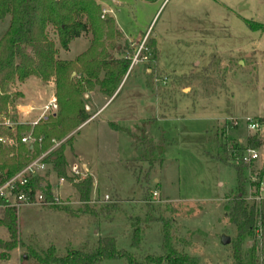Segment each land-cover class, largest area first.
<instances>
[{
	"label": "rangeland",
	"instance_id": "1",
	"mask_svg": "<svg viewBox=\"0 0 264 264\" xmlns=\"http://www.w3.org/2000/svg\"><path fill=\"white\" fill-rule=\"evenodd\" d=\"M97 1L111 10L105 14L113 16L126 38L138 43L148 30L139 61L132 65L137 47L131 46L123 83L102 114L104 117L118 110V124L135 128L122 129L120 136L108 123H101L99 117L54 142L53 148L62 145L65 176L53 170L48 160L38 175L50 189H55V193L51 192L56 204H34L15 210L17 239L39 249L53 245L56 254H61L68 248L92 245L99 237L113 236L117 247L141 257L158 254L161 223L157 220H142L138 248L131 246V223L135 217L143 219L148 210L143 199L145 190L154 206L152 216L169 221L179 249L198 257L200 264H233L230 241L235 237V227L229 222L224 204L236 185V171L232 165L210 158L206 151L216 152V136L222 130L227 137L244 142L247 135L254 133L248 131L247 122L264 119V0ZM7 25L8 18L0 20V37ZM51 31L49 27L60 59H73L86 50L91 39L89 33L82 34L64 51ZM125 37L121 44H129ZM149 37L156 42L158 67L163 71H153V63L143 58ZM110 52L117 58L127 54L118 49ZM209 64L210 69L204 70ZM188 72H199L210 79L209 90L213 93L203 96L199 79L179 85L170 82L171 74ZM159 73L163 80L156 86ZM144 77L152 83L163 116L158 115L155 106H145V98L138 94ZM51 93L55 95L53 80L36 75L6 82L4 88L0 85V95L8 96L5 109L0 111V134L19 139L29 132L22 131L18 137L16 131L23 122L35 120L36 112ZM105 98L96 87L78 99L90 117ZM22 105L31 106L25 115L18 114L17 107ZM149 118L152 120H146ZM141 120L145 121L137 125ZM230 120L237 123L234 131L228 124ZM260 123L261 129L255 132L262 141L256 148L258 157L245 170L249 203L264 198V121ZM76 138L74 147L84 158L95 161V178L81 169L79 174L71 170L72 164L79 163L73 149ZM144 139L155 144L162 139V150H141L139 145ZM18 144L4 147L16 150ZM130 161L142 168L151 166L147 190L138 186L126 168ZM257 173L262 182L255 196V188L249 183ZM86 178L91 180L90 200L82 203L75 184ZM113 201L120 209L107 220L98 212L102 205ZM94 211L97 215H93ZM224 236L229 243H222ZM0 239H9L3 226ZM253 239L259 259L263 258L264 221L253 238L244 240L243 250L250 248ZM26 253L25 246H18L5 259L0 258V264H30L32 260ZM98 264H122V260H103Z\"/></svg>",
	"mask_w": 264,
	"mask_h": 264
},
{
	"label": "trees",
	"instance_id": "2",
	"mask_svg": "<svg viewBox=\"0 0 264 264\" xmlns=\"http://www.w3.org/2000/svg\"><path fill=\"white\" fill-rule=\"evenodd\" d=\"M101 14L102 6L97 0H0V20L8 18V25L0 37V85L4 88L6 82H12L14 79L23 81L30 75H36L44 80L52 79L58 106L56 112L39 119L37 123L33 125L22 123L17 127L18 137L22 131L31 133L35 138L32 144L19 143L16 150L0 146V170L2 171L0 182L13 176L33 158L53 147L54 142L59 141L89 117L85 106L78 99H81L85 92L97 87L99 93L109 98L119 86L130 64L132 47L128 43H120L124 35L113 16L104 14L102 17ZM49 27L64 51L69 49L73 39L82 34L91 35L89 45L73 59H60L57 56L58 50L54 41L49 35ZM112 49H118L127 54L125 57L117 58L110 52ZM146 54L149 63L154 65L153 71L161 70L158 67L159 51L154 38L149 37ZM213 57L212 55L211 59ZM211 66L209 64L204 70H209ZM73 72L74 76H72ZM159 75V80L155 82L156 86H159L163 80L162 74L159 73ZM170 78L173 85L186 84L199 79L203 96L208 97L213 93L212 89L209 90L210 79L203 77L199 72L171 74ZM145 84L152 88L151 81L146 77ZM7 100V95H0V111L5 109ZM151 120L152 118L149 119ZM263 121L264 119H260V122ZM228 124L230 128H235L232 122ZM109 125L114 128L113 123ZM6 129L9 127L7 126ZM162 141L161 139L155 144L151 139H144L140 142L139 148L147 149L149 152L156 148L162 150ZM261 144L262 141L257 133L247 135L242 142L240 139L227 137L222 130L216 136V152L206 151L210 158L225 165L230 164L236 171V185L224 204L229 222L235 227V237L230 241L233 264H264V257L260 259L258 257L255 239L248 250H243L244 240L253 238L258 225L264 221V198H259L252 203L246 200L245 170L250 166V162L244 161L243 152L246 147L257 148ZM61 146L54 147L45 160L51 162L53 170L64 177L66 161ZM135 147L138 148L136 145ZM126 168L138 186L142 190H147L151 179V166L142 168L130 161ZM261 182V175L257 173L255 180L249 183L255 188V196L258 194ZM75 186L80 193V201L87 203L90 200V178L77 182ZM17 189L28 192L31 198L36 192H41L45 202L56 204L49 185L46 182L43 183L42 176L38 174L28 177L26 185ZM144 191L143 199L146 201L148 210L143 219L135 217L131 223V246L138 248L142 231L139 226L141 221L157 220L161 223V245L158 254H147L141 257L134 252L117 247L113 236L99 237L92 245L68 248L61 254H56L53 245L45 249L25 245L17 239L15 209L8 205L5 198L0 197L2 206L0 226L6 229L9 237L8 240L0 239V258L5 259L12 249L25 246L27 258L32 260L30 264H98L103 260L115 259L122 260V264H200L198 257L178 248L171 235L169 221L152 216L154 206ZM119 209L116 201L107 202L101 206L98 213L110 220ZM92 213L97 215L95 211Z\"/></svg>",
	"mask_w": 264,
	"mask_h": 264
},
{
	"label": "built area",
	"instance_id": "3",
	"mask_svg": "<svg viewBox=\"0 0 264 264\" xmlns=\"http://www.w3.org/2000/svg\"><path fill=\"white\" fill-rule=\"evenodd\" d=\"M108 11L105 8H102V14L101 16ZM145 41L143 40L140 45L137 48V51L135 52V55L132 58L131 65L139 61V54L141 51V48L143 47V43ZM146 59V57H143ZM57 101L55 97H52L50 101L43 106V111L48 112L49 114L52 112H55L57 110ZM43 118V116H40L38 119L30 122L31 125L38 122L39 119ZM249 120V119H248ZM229 122H232V124L236 125V121L230 120ZM247 129L248 131H253L254 133L261 129V123L257 120L250 119L247 122ZM35 141V138L31 135L30 132H27L19 137V139H14L12 137H8L5 135L0 134V146H13L17 145L18 143H22L25 145H30ZM38 141H40V138H38ZM53 149L51 147L47 151L41 153L37 157L33 158L31 161H29L21 170H19L17 173H15L13 176L5 179L3 182H0V197L5 198L8 202V205L13 207L15 210L19 209L23 206H29L34 204H48L43 200V196L41 192H36L31 198L28 194V192H24L22 189H17L20 186H25L27 183V178L33 175L40 174L41 170L44 169L46 161L45 158L48 156L50 151ZM258 157L257 149L246 147L243 152V159L245 162L253 161ZM84 165H77L72 164L71 170L75 174H79L80 169H83ZM2 176V171L0 170V179Z\"/></svg>",
	"mask_w": 264,
	"mask_h": 264
},
{
	"label": "crops",
	"instance_id": "4",
	"mask_svg": "<svg viewBox=\"0 0 264 264\" xmlns=\"http://www.w3.org/2000/svg\"><path fill=\"white\" fill-rule=\"evenodd\" d=\"M103 8H105L109 13H111V10L108 9L107 7L105 6H102ZM118 26V25H117ZM124 35V34H123ZM148 30L144 33V35L142 36L141 40L137 43L133 40H130L128 38H125L127 39V41L129 42L130 46H135L138 48V46L140 45V43L144 40H146L148 38ZM71 44V43H70ZM142 65H141V68L143 69V62H141ZM137 64V63H136ZM124 79V77H123ZM144 81H145V77H144ZM123 83V80H121L119 86L117 87V89L115 90V92L113 93V95L116 93V91L120 88L121 84ZM131 90H134L133 88ZM142 94L143 97L145 98V106L149 105V106H155V108H157V113L158 115H162L163 114L161 113V110L159 109V105H158V100H157V97L155 96V93L152 91L151 88L147 87L146 84L144 83V86L143 88L141 89V91L138 93V94ZM113 95L109 98H105L101 104H99V106L96 108L95 112L93 113V115H91L87 120H85L84 122H82L77 129L81 128L82 126L86 125V124H90L91 122H95L96 120H98V118L100 117L101 119V123H113L114 124V128H111L112 131H118V134L121 136L122 135V129H134L135 127H132V125H127L129 126L128 128H124L123 126L119 125V120H117L116 118V113H118V110H113L109 113V115H106V116H102L103 112L106 111L109 103H110V100L112 99ZM52 97H55L54 93H51L47 96L45 102L41 105L39 111L36 112V117H35V120L38 119L40 116H43L45 117L46 115H48L49 113L48 112H44L43 111V106L45 104H47L50 99ZM30 107L29 105H22V106H18L17 107V110H18V114H22V115H25L26 112H29L30 110ZM24 108V109H23ZM54 112L50 113V114H53ZM151 119V118H149ZM149 119H146V120H149ZM34 121V120H33ZM145 120H141L137 125H139L141 122H143ZM32 122V121H31ZM23 123H29L30 122H23ZM234 129H232V131H234ZM77 142V138L74 140L73 142V149H74V152H75V155L76 157L78 158L79 160V163H75L77 165H84V168L81 169L83 172H86V173H89L93 178H95V173H96V164H95V161L93 159H86L84 158V156L82 154H80V152L74 147V143ZM51 191L55 193V189L51 187Z\"/></svg>",
	"mask_w": 264,
	"mask_h": 264
},
{
	"label": "water",
	"instance_id": "5",
	"mask_svg": "<svg viewBox=\"0 0 264 264\" xmlns=\"http://www.w3.org/2000/svg\"><path fill=\"white\" fill-rule=\"evenodd\" d=\"M86 108H88V107H86ZM222 243H223V244H227V243H229V238L226 237V236H224V237L222 238Z\"/></svg>",
	"mask_w": 264,
	"mask_h": 264
}]
</instances>
